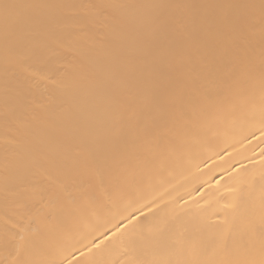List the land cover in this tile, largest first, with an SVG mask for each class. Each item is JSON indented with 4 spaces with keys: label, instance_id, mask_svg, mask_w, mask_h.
Here are the masks:
<instances>
[{
    "label": "bare ground",
    "instance_id": "6f19581e",
    "mask_svg": "<svg viewBox=\"0 0 264 264\" xmlns=\"http://www.w3.org/2000/svg\"><path fill=\"white\" fill-rule=\"evenodd\" d=\"M0 264H264V0H0Z\"/></svg>",
    "mask_w": 264,
    "mask_h": 264
}]
</instances>
